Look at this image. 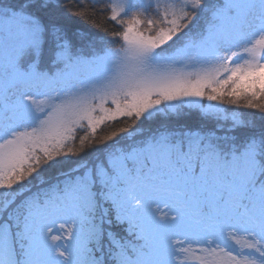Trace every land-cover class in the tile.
Listing matches in <instances>:
<instances>
[{
    "label": "snow or ice",
    "instance_id": "obj_1",
    "mask_svg": "<svg viewBox=\"0 0 264 264\" xmlns=\"http://www.w3.org/2000/svg\"><path fill=\"white\" fill-rule=\"evenodd\" d=\"M88 12L112 39L61 22ZM240 107L264 116V0H0V264H264Z\"/></svg>",
    "mask_w": 264,
    "mask_h": 264
},
{
    "label": "trees",
    "instance_id": "obj_2",
    "mask_svg": "<svg viewBox=\"0 0 264 264\" xmlns=\"http://www.w3.org/2000/svg\"><path fill=\"white\" fill-rule=\"evenodd\" d=\"M73 10L79 7L78 4L72 5ZM88 5L85 4L84 10L87 11ZM61 22L67 27L70 33H83L86 34L87 37L93 40L97 45L102 44L104 41L112 39L110 33L118 30L117 26L114 22H109L106 19V14H100L97 12L96 14H92L88 12L83 18H79L76 16H67L64 15L61 19ZM230 109L227 115L230 117L232 115L233 106H226ZM185 110V109H184ZM182 111L179 115L172 114L169 117L164 116L163 114L157 117L153 121H146L142 127H155L156 125H150L155 122H161L165 120H169L171 123L175 124H189L192 126H196L197 124L203 123L200 120L199 114L191 110L186 109ZM236 114L239 115L244 121L255 123L257 127L261 124H264V116L258 111H254L251 109L240 107L239 109H235ZM124 126L122 122H117L112 126H105L102 128L97 136L109 135L112 131L117 130L119 127Z\"/></svg>",
    "mask_w": 264,
    "mask_h": 264
},
{
    "label": "rangeland",
    "instance_id": "obj_3",
    "mask_svg": "<svg viewBox=\"0 0 264 264\" xmlns=\"http://www.w3.org/2000/svg\"><path fill=\"white\" fill-rule=\"evenodd\" d=\"M189 110V109H188ZM185 112H186V109L184 110ZM191 111V110H190ZM191 112H193V111H191ZM156 124H159V122H155V123H152V124H150V125H156ZM151 127V126H150Z\"/></svg>",
    "mask_w": 264,
    "mask_h": 264
}]
</instances>
